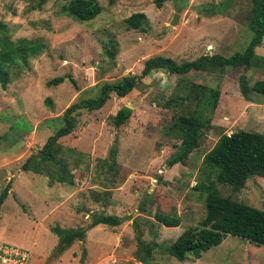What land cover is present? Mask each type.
<instances>
[{"label": "rangeland", "instance_id": "1", "mask_svg": "<svg viewBox=\"0 0 264 264\" xmlns=\"http://www.w3.org/2000/svg\"><path fill=\"white\" fill-rule=\"evenodd\" d=\"M69 1L46 0L37 8L38 0H0V34L13 42L26 39L40 45L25 64L8 68L9 83L0 88V191L10 183L0 206V243L28 250L29 264H139L132 257L131 227L138 217L143 240L157 245L153 261L158 264H264V247L231 236L199 259L182 263L160 249L204 217V194L196 187L214 183L201 169V159L218 137L239 130L264 132V99L251 94L249 102L238 90L240 75L249 86L264 80V65L190 75L193 83L216 88L219 96L209 127L183 165L166 164L179 148L169 131L179 108L163 105L174 96L177 77L156 71L123 98L111 94L100 109L81 111L75 130L58 139L67 150L63 158L73 177L71 186L48 187L46 177L19 170L61 126L63 110L78 98L94 95L86 92L89 88L138 75L153 56L180 63L204 54L226 57L242 51L251 36L248 0H163L159 8L154 0H96L100 12L88 21L61 11ZM139 12L147 20L143 31L125 30L122 20ZM174 15L178 18L171 23ZM108 41L116 48L112 59L103 53ZM254 53L264 57V37ZM58 77L62 83L46 85ZM121 107L131 114L114 128L111 117ZM111 146L113 164L108 159ZM214 184L220 196L264 211V177L248 178L237 192ZM99 213L129 219L115 228L88 229L83 241L57 258L49 256L56 243L52 226L85 228ZM154 213L175 216L178 226L163 227Z\"/></svg>", "mask_w": 264, "mask_h": 264}, {"label": "trees", "instance_id": "2", "mask_svg": "<svg viewBox=\"0 0 264 264\" xmlns=\"http://www.w3.org/2000/svg\"><path fill=\"white\" fill-rule=\"evenodd\" d=\"M38 1L37 8L46 2V0ZM162 2L163 0H154L155 7L159 8ZM248 2L246 25L251 36L242 51L234 52L226 57L219 54H204L194 60L180 63L168 57L153 56L143 62L138 75L127 74L116 81L102 82L89 88L86 92H95L94 95L78 98L65 108L58 117L61 126L45 139L38 151L22 162L19 170L46 177L48 187H51L53 183L71 186L73 177L63 158L67 150L62 149L57 142L58 139L68 136L75 130L81 111L90 112L100 109L111 94L117 98H123L131 90L136 89L142 79L156 71L177 77L174 85L175 94L163 105L179 108L169 128L174 139L179 141V148L169 156L166 164L168 167L177 163L183 165L188 155L198 147L202 131L209 127V115L214 110L219 96L216 88L195 84L192 81L193 76L190 75L201 73L221 75L238 68L248 71L264 65V57L254 53V49L260 45L264 37V0H248ZM61 11L74 20L88 21L100 12V7L96 0H70L67 5L62 6ZM146 22L141 12L131 14L122 20L125 30L140 32L143 31ZM39 50L40 45L35 41L18 39L13 42L4 33L0 34V88L5 89L9 83L8 68L10 66H16L18 62L25 64L26 59L36 55ZM103 53L108 59L114 57L116 48L112 41L107 42ZM62 81L63 78L58 77L48 81L46 85H58ZM71 83L74 85L72 80ZM238 90L240 97L249 102H252L249 97L251 94L259 95L264 99V80L256 81L249 86L248 80L240 75ZM44 102L49 104L50 101L45 99ZM190 104L193 108L186 109ZM130 114L129 108H119L111 117L113 127L119 128ZM114 156L115 147L111 146L108 159L112 164ZM201 169L212 177L214 183L227 186L232 192L243 188L250 177H264V132L239 130L229 135H220L210 150L203 155ZM214 183L209 182L205 186L196 187L199 190L202 187L204 194V217L196 225L185 228L170 245L160 248L177 262L182 263L191 258L199 259L203 253L218 246L226 236L246 241L254 247H264V211L220 196ZM9 188L8 182L0 191V206L7 197ZM152 217L158 224L167 228L176 227L179 223L175 216L154 213ZM89 219L85 228L52 226L49 231L55 236L56 243L49 256L57 258L74 242L83 241L88 229L97 225L115 228L129 218L99 213ZM138 220L137 217L131 221L134 241L132 257L139 264H158L153 261V251L157 245L143 240Z\"/></svg>", "mask_w": 264, "mask_h": 264}, {"label": "built area", "instance_id": "3", "mask_svg": "<svg viewBox=\"0 0 264 264\" xmlns=\"http://www.w3.org/2000/svg\"><path fill=\"white\" fill-rule=\"evenodd\" d=\"M28 251L0 243V264H28Z\"/></svg>", "mask_w": 264, "mask_h": 264}, {"label": "water", "instance_id": "4", "mask_svg": "<svg viewBox=\"0 0 264 264\" xmlns=\"http://www.w3.org/2000/svg\"><path fill=\"white\" fill-rule=\"evenodd\" d=\"M178 18V15H174V18L172 19L171 23H175V20Z\"/></svg>", "mask_w": 264, "mask_h": 264}, {"label": "crops", "instance_id": "5", "mask_svg": "<svg viewBox=\"0 0 264 264\" xmlns=\"http://www.w3.org/2000/svg\"><path fill=\"white\" fill-rule=\"evenodd\" d=\"M22 248V247H21ZM24 249V248H23ZM24 250H26V249H24ZM26 251H28V250H26ZM29 261H30V257H29V259H28V264H29Z\"/></svg>", "mask_w": 264, "mask_h": 264}, {"label": "clouds", "instance_id": "6", "mask_svg": "<svg viewBox=\"0 0 264 264\" xmlns=\"http://www.w3.org/2000/svg\"><path fill=\"white\" fill-rule=\"evenodd\" d=\"M29 252V251H28ZM30 254V253H29Z\"/></svg>", "mask_w": 264, "mask_h": 264}]
</instances>
